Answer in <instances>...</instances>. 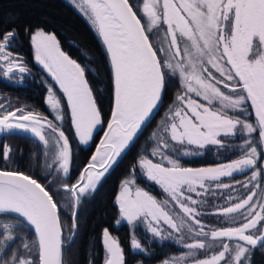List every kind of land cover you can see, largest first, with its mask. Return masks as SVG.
Returning <instances> with one entry per match:
<instances>
[{
	"label": "snow or ice",
	"instance_id": "1",
	"mask_svg": "<svg viewBox=\"0 0 264 264\" xmlns=\"http://www.w3.org/2000/svg\"><path fill=\"white\" fill-rule=\"evenodd\" d=\"M73 3L89 18L106 46L114 84V106L103 138L75 183H61L71 197L69 246L75 237L76 209L81 198L96 189L149 122L162 101L166 75L171 72L179 74L184 92L175 97L176 106H170L152 134L156 146L151 152L170 167H165L163 162L154 163L146 156L138 161L146 177L159 184L170 199L158 201L136 187L134 180L125 179L116 197L120 216L130 225L144 221L154 236H162L161 225L166 224L174 232L183 233L180 241L191 239V243L184 245L188 249L184 255L164 264H185L189 257L193 258V264H245L251 248L264 247V194L257 201V193L250 189L246 198L218 208L215 214L229 218V223L230 214H240L241 220L238 226L211 228L206 232V226L198 218L202 214L195 207L202 201L193 200L191 193L200 195L197 188L207 191L206 182L219 181L223 176L256 165L257 147L247 141L242 158L208 168L182 167L168 152L175 151L170 141L201 148L208 144L223 146L219 137L234 135L238 126L239 131L248 134L258 131L264 144V0H143L141 11L146 25L141 23L129 0H79L78 3L73 0ZM162 25L166 28L157 37L158 46H154L150 36L159 32ZM15 36L14 31L0 33V69L5 77L16 71L21 74L28 71L21 59L8 50ZM31 41L35 60L47 69L67 96L75 136L81 144L88 145L94 130L102 124V114L85 78L86 68L60 49L53 34L36 30ZM211 69L219 73L220 79ZM217 84H224L230 93L225 94ZM237 90L243 94L232 95ZM48 91L47 102L57 113L55 120L62 121L60 102L51 87ZM192 94L206 103L192 99ZM245 100H250L255 109V126L227 114L229 109L240 108ZM213 102L219 107H214ZM0 132L30 133L42 146L47 176L53 177L47 185H42L23 172L0 169V217H4L0 219V264H64L65 239L58 202L54 200L58 192L50 194L48 189L60 180L61 174L69 175L72 156L69 138L62 127L46 117L23 107L8 110L3 103H0ZM10 154L11 149L4 146L3 158L8 160ZM184 155L191 153L185 151ZM259 174L253 171L251 180ZM242 186L247 188V183ZM216 187L231 185L217 183ZM170 202L178 206V212L167 210ZM9 214H16L15 221L7 219ZM17 226L34 229V239L29 241L14 235ZM16 240L22 241L25 254L13 252L5 260ZM218 241V252L203 259L195 258L199 250L217 247ZM103 242L105 264H125L120 243L107 228L103 230ZM131 246L142 248L134 235Z\"/></svg>",
	"mask_w": 264,
	"mask_h": 264
},
{
	"label": "trees",
	"instance_id": "2",
	"mask_svg": "<svg viewBox=\"0 0 264 264\" xmlns=\"http://www.w3.org/2000/svg\"><path fill=\"white\" fill-rule=\"evenodd\" d=\"M129 1L142 23L146 25L141 11L143 0ZM39 29L53 32L59 40L62 50L71 59L76 60L82 67L86 68L85 78L93 91V96L102 114L101 128L96 132L89 146L80 144L75 136L70 122V106L65 93L55 79L45 70H42L34 60L31 36ZM7 31L16 33L9 50L25 60L30 69V78L26 83L16 84L0 79V96L4 99L5 107L8 110L23 107L27 111L55 118L57 113L47 102L49 87L52 88L55 97L60 102V114L63 116V120L56 124L62 127L69 138L72 152L70 172L68 177L61 174L60 180L48 190L50 194L58 192L57 195H54V200L58 202L63 237L67 243L69 242L68 238L72 235L69 231L72 223V208L69 206L71 198L66 197L70 193L65 192L60 184L63 180L69 185L75 183L79 173L89 162L94 147L111 116L114 84L110 58L95 29L69 0H0V33ZM150 40L154 43V46H158L153 35L150 36ZM159 55L162 56L163 54L160 53ZM212 72L218 79L220 78L215 69H212ZM225 82L229 83L226 80ZM217 85L225 88L223 84ZM182 90L184 88L180 82L179 74L169 72L165 79L162 105L156 116L103 178L98 187L81 198L76 216V235L70 246L68 244L63 248L64 264H104L106 249L103 243V230L105 228L119 241L124 253L125 264H158L169 258L180 257L188 251L187 248L173 241L159 242L151 239V235L142 223L138 222L134 227L127 222L118 224L120 213L116 201L122 182L125 179L134 180L135 186L148 191L158 201L163 202L170 199L160 185L144 175L138 161L141 156H146L158 163L163 162L165 166H170L166 161H161L159 155H151L152 149L156 146L152 134L155 132L157 122L162 114L169 110L176 95ZM192 96L202 103H206L202 97L198 98L194 94ZM213 106L219 107L216 102H213ZM227 114L233 118L252 123L254 126L257 123V117L249 100H245L238 109H229ZM0 140V168L23 172L37 179L42 185H47L53 179L52 176H47L43 167L42 146L36 139L26 135L12 134L0 137ZM224 141L223 146L201 152H195L187 148L191 155H184L181 152V147H184V145L174 144L175 151H169L168 155L173 159H177L182 167L209 166L242 158L246 151V142L251 141L252 145L257 147V163L247 171V174L252 177L253 171L260 173L255 180H252V186L257 190L256 200L259 201L264 186V148L260 142L259 132L255 131L252 134H248L246 131L240 132L226 137ZM6 142L10 144L12 150L10 160L13 162V168L8 167V164L6 165L9 161L2 156L4 143ZM239 175L236 173L232 176H224L222 179L234 181ZM45 176H47V179H45ZM167 210L174 214V211L178 212L179 208L170 202ZM237 214H230V216L232 218L238 216V219L241 220L240 214ZM209 215L211 217L219 216L217 214ZM7 217L16 218L12 214ZM220 221L218 220L215 223V228L222 225V221ZM226 224H228V221ZM25 231L34 239V233L30 227H26ZM133 235L141 241L143 251H135L131 246ZM245 264H264V247L257 245L251 248Z\"/></svg>",
	"mask_w": 264,
	"mask_h": 264
},
{
	"label": "rangeland",
	"instance_id": "3",
	"mask_svg": "<svg viewBox=\"0 0 264 264\" xmlns=\"http://www.w3.org/2000/svg\"><path fill=\"white\" fill-rule=\"evenodd\" d=\"M72 3H73V0H70ZM79 2V0H77V3ZM74 4V3H73ZM76 6V4H74ZM142 5H143V2H142ZM142 5H141V9H142ZM77 7V6H76ZM78 8V7H77ZM79 9V8H78ZM89 19V18H88ZM144 19L146 21V17L144 16ZM164 28H166L165 25H162L161 26V29L159 32H155V34L153 35L155 37V42L157 40V37L158 36H162L163 35V30ZM39 30H42V29H39ZM44 32L46 33H49V34H53L55 35L53 32H48V31H45L43 30ZM56 36V35H55ZM57 38V37H56ZM57 41L59 42V40L57 39ZM59 45H60V42H59ZM33 48H34V45H33ZM60 49L62 50L61 48V45H60ZM9 50V49H8ZM10 51V50H9ZM63 51V50H62ZM11 52V51H10ZM64 52V51H63ZM13 56H17L21 59V62L23 64V66H25L28 71L21 74L19 73L18 71L15 72V74H10L8 77H5L3 76V73H2V69H0V79L1 80H4L8 83H26L28 81V79L30 78V69L28 68V66L26 65V62L25 60L13 53ZM34 58H35V48H34ZM35 60V59H34ZM36 61V60H35ZM36 63L38 64V66H40V68L42 70H45L48 74H50L47 69H45L43 67V65L39 64V62L36 61ZM212 71V69H211ZM214 74V73H213ZM51 75V74H50ZM52 76V75H51ZM216 76V75H215ZM22 77V78H21ZM220 79V78H219ZM226 83V82H225ZM224 85V84H223ZM218 86V85H217ZM219 87V86H218ZM221 88V91H223L225 94H229L230 93V89L229 88H224V87H220ZM223 88V89H222ZM184 92V90H182L180 93L178 94H182ZM239 91L237 90L236 93H232V95H239ZM177 94V95H178ZM176 95V96H177ZM48 97V96H47ZM192 99H195L193 96H192ZM250 101V100H249ZM201 102V101H199ZM251 102V101H250ZM202 103V102H201ZM252 105V104H251ZM176 105H172V107H175ZM253 108V111L255 113V109L254 107L252 106ZM169 110L164 112L162 114V117L158 120L157 122V126H156V129H155V132L158 130V125H160L162 123V121L165 119V117L167 116ZM102 125V124H101ZM100 127V126H99ZM99 127L96 128L93 132V138L96 134V132L99 130ZM242 131H239V126H238V129L236 131L235 134L237 133H240ZM234 134V135H235ZM232 136V135H231ZM226 137H229V136H224V135H221L219 137V139L222 141V144L225 142L224 139ZM78 139V137H77ZM79 142V140H78ZM0 143H1V140H0ZM80 143V142H79ZM92 141L88 144V145H83V146H89L91 145ZM170 143L172 144V146L174 147L176 144L175 142H171ZM81 144V143H80ZM184 147H181V152L184 153L185 151H189V149L187 148H190L192 149L193 151L195 152H201L203 150H206V149H212V148H215L217 147L218 145H212V144H208V145H205L203 148L201 147H198L196 145H189L187 144L186 142L183 144ZM4 146H8L10 149V144L8 142L4 143ZM263 148H264V144H262ZM177 149V148H176ZM11 155H12V150H11V154H10V157L8 159L9 162L6 163V165L8 164V167L10 168H13V162L12 160H10L11 158ZM44 157V156H43ZM150 159V158H149ZM153 160V159H152ZM234 161V160H233ZM43 167H44V158H43ZM154 163H158L156 161L153 160ZM232 161H228V162H225V163H220V164H216V165H209V166H202V167H190V168H208V167H216L218 165H222V164H228ZM165 166V165H164ZM165 167H170V166H165ZM252 168V166L250 167H245L244 169H242L240 171V175L239 177L234 180V181H231L230 179H222V177L219 179V181H209V182H206V188H207V191H203L201 190L199 187L197 188V192L200 193V195H197L196 193H191V196H192V199L193 200H198V201H202V203L200 204H197L195 205L196 209H197V212L201 213L202 215H200L198 218L201 220V222L206 226V224L210 225L209 226V230L211 228H215L214 225L215 223H217L218 220H224L226 219L227 217L223 216V215H219V216H216V217H205V216H210L209 214H215L217 209L218 208H224V207H229L231 206L233 203H237L239 202L241 199L243 198H246L247 195L249 194V190H253L255 192H257L256 188H254L252 186V180H251V176L247 174V171ZM143 170V169H142ZM238 172V171H237ZM47 173V172H46ZM143 173H144V170H143ZM235 173V172H234ZM145 175V173H144ZM146 176V175H145ZM224 177V176H223ZM65 180L62 181V183H64ZM217 183H221V184H228V185H231L230 188H217L216 185ZM245 183H247V188L246 187H243L242 185H244ZM159 185V184H158ZM61 186V184H60ZM137 187V186H136ZM121 190V188H120ZM144 190V189H143ZM146 191V190H144ZM120 192V191H119ZM148 192V191H146ZM149 193V192H148ZM150 194V193H149ZM264 194V186H263V193ZM119 195V193H118ZM151 195V194H150ZM67 198H71L70 195H66ZM229 197H231L232 199L230 200ZM191 206V205H190ZM259 210V209H257ZM238 215V214H237ZM0 219H4V217H0ZM8 220H11V221H15V218L13 217H7ZM119 223H122V222H127L125 219L119 218ZM142 223L143 226L145 227L146 231L151 235V239H154V240H157L159 242H162V241H173L175 243H177L178 245L180 246H183L187 243H191V239L190 238H185L183 241H180V237L181 235H183V233H176L174 232L173 230L169 229L168 226L166 224H162L161 225V228L163 229V232H162V236H154L151 232L148 231L147 229V225L144 221H137L135 224H132V227H134L137 223ZM118 223V224H119ZM128 223V222H127ZM23 227V226H17L16 229H15V232H14V235H17L19 236V233L17 232L18 230H20V228ZM209 230H207L206 232H208ZM169 232H171V235H169ZM110 233V231H109ZM110 235L114 238H116L115 236H113L111 233ZM133 237V236H132ZM136 238V237H135ZM117 239V238H116ZM18 241V244H22V241H19V240H16ZM15 241V242H16ZM14 242V243H15ZM104 243V242H103ZM219 241L217 242V247L213 248V249H210V250H199L197 253H196V256L195 258L196 259H203L207 256H211L212 254H214L215 252H218L220 250L219 248ZM105 246V245H104ZM106 249V248H105ZM135 251H143V246L141 249H136V248H133ZM33 254H35V251H33ZM107 255V254H106ZM35 256V255H34ZM173 258H169V259H166V260H163L161 262H159L158 264H164L165 261H171ZM105 264V263H104ZM185 264H193V258L192 257H189L187 258V260L185 261ZM223 264V262H222Z\"/></svg>",
	"mask_w": 264,
	"mask_h": 264
},
{
	"label": "flooded vegetation",
	"instance_id": "4",
	"mask_svg": "<svg viewBox=\"0 0 264 264\" xmlns=\"http://www.w3.org/2000/svg\"><path fill=\"white\" fill-rule=\"evenodd\" d=\"M3 100L4 99H2L1 96H0V102L1 103H3ZM3 104H5V102ZM39 114L41 116H43V117H46L49 121H52L55 124L56 123L59 124V121H56L54 117H51L49 115H44V114H41V113H39ZM70 122H71V109H70ZM218 164H220V163H218ZM214 165H216V164H214ZM236 173L237 174H241L240 171H238V172L233 173V175L236 174ZM205 217L208 218V217H211V216H205ZM221 221L220 222L222 223V225H219L217 228L228 227V226H238V223L240 222V220L238 219V216L233 217L232 218V222L231 223L228 222V224H226V222L228 221V218L225 219V220H221ZM207 227H209L208 224H206L205 231L209 230V229H207ZM17 232L19 233L20 237H26L29 241L33 240V238L30 236V234L25 231V227H21L20 230H18ZM19 241H21V240H19ZM225 242H227V241H225ZM13 252H18V254L21 255V256H23L25 254V250L21 247L20 244H18V241H16L15 243L11 244L9 250L7 251V255L4 256V259L7 260V259L11 258ZM34 255L35 254H33V257H34Z\"/></svg>",
	"mask_w": 264,
	"mask_h": 264
},
{
	"label": "water",
	"instance_id": "5",
	"mask_svg": "<svg viewBox=\"0 0 264 264\" xmlns=\"http://www.w3.org/2000/svg\"><path fill=\"white\" fill-rule=\"evenodd\" d=\"M70 1V0H69ZM71 2V1H70ZM72 3V2H71ZM129 3H130V1H129ZM130 5H131V3H130ZM76 7V6H75ZM77 8V7H76ZM78 9V8H77ZM79 10V9H78ZM80 11V10H79ZM133 11L134 12H136L135 10H134V8H133ZM81 12V11H80ZM82 13V12H81ZM85 17H86V19L89 21V23L91 24V22H90V20L88 19V17L84 14V13H82ZM137 14V13H136ZM137 17L138 18H140L139 16H138V14H137ZM141 23H142V20H141ZM143 24V23H142ZM92 25V24H91ZM92 27L94 28V26L92 25ZM95 29V28H94ZM95 31H96V29H95ZM97 32V31H96ZM97 34H98V32H97ZM98 36H99V34H98ZM100 37V36H99ZM100 39L102 40V38L100 37ZM102 42H103V40H102ZM150 42H151V40H150ZM105 46V45H104ZM105 48H106V46H105ZM163 96H164V93H163ZM162 101H163V98H162ZM162 101L160 102V104H159V106H158V108L153 112V114H152V116H151V118H150V120H149V122L142 128V130L138 133V135L134 138V141L130 144V146L121 154V156L119 157V158H117V160H116V162L112 165V167L122 158V156L128 151V149L133 145V143L137 140V138L140 136V134L143 132V130L146 128V126L151 122V120L156 116V114L158 113V111L160 110V108H161V105H162ZM113 106H114V101H113ZM110 118H111V116H110ZM110 118H109V120H110ZM108 123V122H107ZM107 130V124H106V126H105V128L103 129V131H102V134H101V136H100V138H99V140L97 141V143H96V145H95V147H94V151H93V153L95 152V148H96V146L97 145H99V142H100V140L103 138V133H104V131H106ZM18 134H20V135H26V136H29V137H31V138H33L32 136H31V134L30 133H18ZM7 135H12V134H10V133H6V132H0V137H4V136H7ZM33 139H35V138H33ZM112 167L108 170V172L105 174V176L109 173V171L112 169ZM0 169H2V168H0ZM3 170H6V169H3ZM10 171H15V170H10ZM25 174V173H24ZM27 175V174H26ZM104 176V177H105ZM103 177V178H104ZM33 178V177H32ZM103 178L101 179V181L103 180ZM35 179V178H34ZM37 180V179H36ZM38 181V180H37ZM100 181V182H101ZM39 182V181H38ZM100 182L98 183V185L100 184ZM40 183V182H39ZM98 185H97V187H98ZM96 187V188H97ZM91 192V191H90ZM76 210H78V208L76 209ZM12 215H15L16 216V214H12ZM30 227V226H29ZM31 228V227H30ZM31 230L33 231V233H34V229H32L31 228ZM76 232H77V226H76V229H75V235H76ZM62 235H63V233H62ZM73 241V240H72ZM71 241V242H72ZM69 244V242H65V245L64 246H66V245H68Z\"/></svg>",
	"mask_w": 264,
	"mask_h": 264
}]
</instances>
